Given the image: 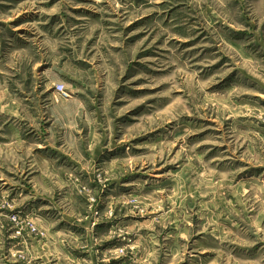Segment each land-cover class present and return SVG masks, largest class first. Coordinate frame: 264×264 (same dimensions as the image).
Returning <instances> with one entry per match:
<instances>
[{"label": "rangeland", "instance_id": "obj_1", "mask_svg": "<svg viewBox=\"0 0 264 264\" xmlns=\"http://www.w3.org/2000/svg\"><path fill=\"white\" fill-rule=\"evenodd\" d=\"M0 264H264V0H0Z\"/></svg>", "mask_w": 264, "mask_h": 264}, {"label": "crops", "instance_id": "obj_2", "mask_svg": "<svg viewBox=\"0 0 264 264\" xmlns=\"http://www.w3.org/2000/svg\"><path fill=\"white\" fill-rule=\"evenodd\" d=\"M71 107V105H69L68 103H62L56 106V108H54V111L56 112L57 115H61V113L63 115H67V118L70 117L71 115L69 113V108Z\"/></svg>", "mask_w": 264, "mask_h": 264}, {"label": "built area", "instance_id": "obj_3", "mask_svg": "<svg viewBox=\"0 0 264 264\" xmlns=\"http://www.w3.org/2000/svg\"><path fill=\"white\" fill-rule=\"evenodd\" d=\"M56 94L62 99H67L69 96L65 93L64 86L58 85L56 87Z\"/></svg>", "mask_w": 264, "mask_h": 264}]
</instances>
